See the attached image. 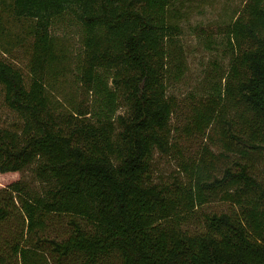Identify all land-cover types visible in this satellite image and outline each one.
Masks as SVG:
<instances>
[{"label": "trees", "instance_id": "16d2710c", "mask_svg": "<svg viewBox=\"0 0 264 264\" xmlns=\"http://www.w3.org/2000/svg\"><path fill=\"white\" fill-rule=\"evenodd\" d=\"M177 1L0 0V93L14 116L0 121V172L34 164L42 184L0 191V224L22 221L0 240V264H264V183L250 164L255 152L264 170V0H247L228 24L230 70L186 128L217 123L222 148L240 159L216 175L202 158L171 189L151 182L150 161L170 147L166 89L183 74ZM70 24L75 54L56 33ZM20 53L27 79L12 62ZM223 97L245 107L238 132ZM216 195L231 209L205 213L200 230L182 227ZM55 214L67 216L65 237L44 234Z\"/></svg>", "mask_w": 264, "mask_h": 264}, {"label": "rangeland", "instance_id": "374dc122", "mask_svg": "<svg viewBox=\"0 0 264 264\" xmlns=\"http://www.w3.org/2000/svg\"><path fill=\"white\" fill-rule=\"evenodd\" d=\"M247 0H178L179 28L177 37V49L183 64V74L176 80L170 79L167 84V94L174 103V109L170 117L171 130L170 147L166 151L155 150L150 161L151 182L159 185L173 187V182H187L189 180L185 168L194 163H200L202 158H207L213 163L216 175L223 167L231 165L238 155L227 153L220 143V128L217 123L211 125L204 134L189 132L186 128L191 124L193 110L202 102H206L211 93L212 83L225 82L230 70V47L227 42L226 29L228 24L236 18L243 9ZM62 29L57 27V35L64 36L65 48L70 53H77L80 45V31L74 24ZM170 68L174 69V56L169 57ZM27 79L26 58L21 53L16 61H12ZM70 82V77L68 79ZM61 86V84H59ZM61 87L54 91L58 100L64 95L70 96L71 89L65 88L67 94H61ZM81 99V98H80ZM79 96H78V100ZM222 102L226 110V118L232 121V129L238 132L237 124L240 123V115L245 110L243 104L230 107L226 98ZM126 107L120 103L118 113H125ZM14 119L13 114L4 106L0 93V121ZM252 161V174L264 183V170L261 156L250 152ZM34 164L21 171L0 172V191L18 181L32 191H40L42 184L36 179ZM207 203L195 207L192 212L183 218L182 227L190 231L202 229V219L205 213L221 212L231 209L232 205L220 199L217 195L210 196ZM66 215L50 216L47 220V228L44 234L50 238H62L69 232L66 223ZM21 217H13L11 221L0 224V240L9 238L16 228H21ZM5 250V249H4ZM19 262V261H18ZM110 264V261H104Z\"/></svg>", "mask_w": 264, "mask_h": 264}]
</instances>
